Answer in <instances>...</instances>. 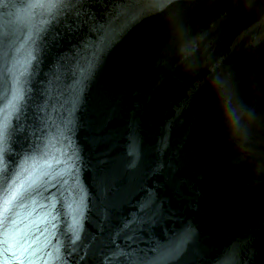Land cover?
<instances>
[{"label": "water", "instance_id": "obj_1", "mask_svg": "<svg viewBox=\"0 0 264 264\" xmlns=\"http://www.w3.org/2000/svg\"><path fill=\"white\" fill-rule=\"evenodd\" d=\"M59 2L0 6V122L15 125L13 160L36 150L0 171V229L23 217L22 184L64 170L61 262L264 264V193L239 191L206 95L158 46L178 14L214 59L264 82V0Z\"/></svg>", "mask_w": 264, "mask_h": 264}, {"label": "clouds", "instance_id": "obj_2", "mask_svg": "<svg viewBox=\"0 0 264 264\" xmlns=\"http://www.w3.org/2000/svg\"><path fill=\"white\" fill-rule=\"evenodd\" d=\"M158 46L191 92L208 100L224 166L242 194L264 193V82L242 78L214 59L199 32L178 14L163 22Z\"/></svg>", "mask_w": 264, "mask_h": 264}, {"label": "snow or ice", "instance_id": "obj_3", "mask_svg": "<svg viewBox=\"0 0 264 264\" xmlns=\"http://www.w3.org/2000/svg\"><path fill=\"white\" fill-rule=\"evenodd\" d=\"M72 2L60 0L50 7H70ZM0 6H3V0H0ZM6 41V35L0 33V62L5 68L9 56ZM14 130V123L10 125L7 120L0 122V171L8 168L9 164L23 168L36 151L35 148L25 149L23 153H16V159L13 160L9 153L16 151L12 142ZM64 174V170L41 169L34 178L21 185L17 204L25 211L21 219L13 221L11 230H8L11 217L5 218L4 227L0 229V264H67L66 261L61 262L60 242L57 239L61 234L58 221L62 220L59 216L58 195H64L62 186L70 183V179L63 180L62 184L57 183ZM67 175L71 177L70 172ZM78 238L74 232L73 240ZM250 254L254 256L255 251L250 250Z\"/></svg>", "mask_w": 264, "mask_h": 264}]
</instances>
